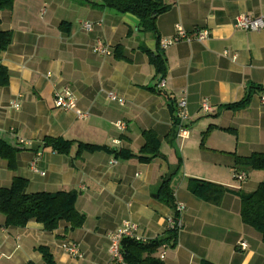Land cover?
Returning <instances> with one entry per match:
<instances>
[{"label": "crops", "instance_id": "1", "mask_svg": "<svg viewBox=\"0 0 264 264\" xmlns=\"http://www.w3.org/2000/svg\"><path fill=\"white\" fill-rule=\"evenodd\" d=\"M163 1L171 9L157 20L160 42L142 32L136 17L94 8L100 0H17L11 10L0 11V30L13 35L0 54L9 73L8 86L0 87V141L17 150L15 170L0 157V188L21 178L29 195L76 191V208L86 216L81 229L71 231L63 222L47 232L36 221L6 227L0 214V264H45L40 247L51 251L56 264H118L111 259L109 235L124 222L136 224L147 240L168 231L173 211L156 196L173 172L176 205L184 211L177 246L167 248L164 263L264 264L262 236L243 223L238 196L257 191L264 171L247 173L240 184L234 165V157L264 154V31L235 27L239 16H263L264 0ZM86 22L93 31L85 30ZM178 27L193 38L207 30L209 37L162 48ZM98 40L112 55L93 52ZM143 48L161 50L166 59L164 88ZM67 87L86 119L55 109L54 92ZM110 93L124 104L109 99ZM182 97L188 102L186 140L178 138L170 108L177 113ZM246 99V107L229 109ZM204 101L211 113L201 111ZM15 102L19 110L12 108ZM119 122L124 130L116 127ZM147 131L156 134L163 157L149 164L124 159L123 153L140 154ZM47 138L71 142L70 153L46 147ZM20 140L32 145L24 148ZM190 179L229 191L214 206L190 193ZM65 242L76 243L81 257L67 254Z\"/></svg>", "mask_w": 264, "mask_h": 264}, {"label": "trees", "instance_id": "2", "mask_svg": "<svg viewBox=\"0 0 264 264\" xmlns=\"http://www.w3.org/2000/svg\"><path fill=\"white\" fill-rule=\"evenodd\" d=\"M17 0H0V11L11 10ZM97 9H110L120 14L132 15L140 22V28L145 34H150L159 40L157 20L167 13L171 6L163 0H100L93 3ZM13 35L11 32L0 30V54L6 52L11 46ZM160 42V40H159ZM119 47L116 49V52ZM149 56L150 63L155 67L157 73L164 80L167 75V63L161 50L157 54L143 48ZM9 84L8 70L0 65V87ZM249 99L241 103L229 106V109L238 110L248 105ZM171 113L176 125L175 108L170 105ZM145 145L138 156L130 153H123L124 159L136 158L139 162L149 164L153 160L163 157L160 152V142L154 132L147 131L143 134ZM203 145V144H202ZM45 146L60 154H69L72 143L61 139L45 140ZM81 148L89 151H97L100 148L90 145H82ZM17 150L11 149L4 142L0 141V157L8 162L10 170L16 169ZM236 174L249 173L252 171H264V154H254L247 158L234 157ZM176 172L167 175L160 186L156 196L157 200L173 211V219L178 221L180 213L177 212V205L172 189V182ZM248 176V175H247ZM28 181L17 178L10 188H0V214L5 217L6 227L25 228L31 221L42 224L47 232H54L59 229L61 223H67L71 231L83 228L86 223V216L76 208L78 193L76 191H61L58 193H37L27 194ZM188 189L192 195L205 203L220 206L224 196L229 191L224 186L190 179ZM241 199V217L243 223L261 234L264 242V182L261 183L252 194L238 192ZM178 242V231H167L162 238L149 240L147 243L138 242L134 239L124 238L121 242V252L126 264H165L160 259L162 247L175 248ZM43 256L45 264H56L51 251L46 247L38 248Z\"/></svg>", "mask_w": 264, "mask_h": 264}, {"label": "built area", "instance_id": "3", "mask_svg": "<svg viewBox=\"0 0 264 264\" xmlns=\"http://www.w3.org/2000/svg\"><path fill=\"white\" fill-rule=\"evenodd\" d=\"M84 28L86 31L91 32L94 29L93 24L91 23H84ZM235 27L242 31L247 32H261L264 31V15L260 17H249V16H239L236 20ZM209 32L207 30H202L196 34V36L193 38L191 35H189L183 28L178 27L177 28V34L175 37L164 40L161 42L162 48H168L172 46L173 44L181 41H187L191 42L194 39H197L198 41H204L208 39ZM93 52L95 54H101V55H107L110 56L113 53V50L109 48L106 44H104L102 41L98 40L96 43ZM49 77H51L49 75ZM166 86L165 81L160 82V88H164ZM109 99L113 101H117L121 104H124V100L119 98L116 94L110 93L108 94ZM54 107L57 110L60 111H75L79 119H86L88 117V114L80 111L77 109V101L76 97L71 91L70 88H64L62 91H55L54 92ZM262 104H264V97L261 98ZM20 104L18 102H15L12 104V108L14 110L20 109ZM188 102L186 97H182L177 101V113L176 117L179 121L178 123V138L180 140H186L190 136V130H189V115L187 112ZM201 111L204 113H211L213 109L208 104L207 101H204L201 105ZM116 127L119 130L125 129V124L122 122H119L116 124ZM20 146L22 147H30L32 145L31 142H26L24 140L19 141ZM40 156V154L38 155ZM116 163V162H113ZM33 170L35 172H38V170L33 166ZM44 175V174H43ZM247 174L245 173H239L235 175V180L238 183H244L247 180ZM184 211L183 205H177V212L180 213V219L178 221H175L173 218L168 220V231H178V233L182 229V220L181 216ZM139 228L136 224H133L132 222H124L122 227L113 234L109 235V240L111 242L110 247V255L113 262L118 264H126L123 258V254L121 252V242L124 238H130L134 239L138 242L147 243L149 240L144 239L139 235ZM247 244L242 243L241 249L242 251H245L247 249ZM63 249L67 254H69L71 257L78 258L81 257L80 249L78 245L74 242H65L63 244ZM167 250V247H162L160 249V259H165V251Z\"/></svg>", "mask_w": 264, "mask_h": 264}]
</instances>
